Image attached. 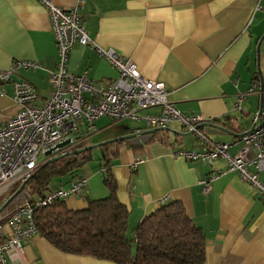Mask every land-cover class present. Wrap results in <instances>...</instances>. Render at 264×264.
I'll list each match as a JSON object with an SVG mask.
<instances>
[{"label":"crops","instance_id":"0c3cea01","mask_svg":"<svg viewBox=\"0 0 264 264\" xmlns=\"http://www.w3.org/2000/svg\"><path fill=\"white\" fill-rule=\"evenodd\" d=\"M50 1L62 9L77 5L93 44L73 47L67 63L70 74L86 72L98 82L115 80L116 70L94 48L111 49L131 61L144 78L162 84L169 103L180 113L201 116L204 125L199 131L213 143L233 145L251 129L260 99L264 103V40L258 54L261 80L256 61V45L264 35V0ZM15 61L39 65L34 72L21 71L17 79L32 86L38 96L35 105H42L51 92L49 74L55 70L56 46L45 9L37 0H0V71ZM240 94L243 99L236 108ZM17 110L12 85L0 84V128ZM160 113V108H149L138 115ZM126 121L112 123L104 117L95 122L97 132L90 136L94 141L84 143V148L93 147V161L53 185L65 188L76 176L86 179L84 196L67 198L66 207L81 210L88 200L108 195L98 159L101 148L110 145L117 198L129 213L127 234L162 204L176 201L204 234V264H264V199L254 188L227 170L221 159L206 164L171 157L172 147L203 148L195 135H179L188 133L180 123L139 136L150 131L144 119L132 121L138 124L135 129ZM127 136L132 137L113 142ZM239 146H231L229 154ZM139 157L146 161L131 169ZM212 175L217 176L204 194L201 182ZM260 178L264 180V174ZM7 264L114 263L62 253L36 235Z\"/></svg>","mask_w":264,"mask_h":264},{"label":"built area","instance_id":"2783aa9c","mask_svg":"<svg viewBox=\"0 0 264 264\" xmlns=\"http://www.w3.org/2000/svg\"><path fill=\"white\" fill-rule=\"evenodd\" d=\"M37 1L49 21L56 46V64L49 74L50 95L42 105H35L38 96L32 86L17 79L21 71L38 70L36 62L15 61L7 70L0 71V84L12 85V100L18 108L0 128V264L17 258L22 244L37 235L33 224L35 210L69 197L84 196L87 182L83 177L72 179L65 188L58 187L42 195L31 194L26 185L19 188L42 164L68 155L84 144L97 132L95 122L104 117L112 123L144 119L149 130L165 129L171 122L180 123L186 132L200 140L203 148L195 151L172 147L171 157L206 164L221 159L227 170L238 174L264 199V180L260 178L264 174V110L259 109L254 114L251 131L236 140L233 145L240 146L230 155L228 150L233 145L213 143L200 133L198 127L204 123L201 116L180 113L169 103L168 92L162 84L144 78L131 61L113 50L94 48L98 56L116 70L115 80L98 82L88 78L86 72L70 74L67 63L73 47H93L82 25L78 6L62 9L50 0ZM242 99L240 94L236 108ZM149 108H160V115L140 118L138 113ZM80 122L84 133L75 137L73 134L79 131ZM66 140H69L67 145L57 148ZM145 161L144 157L136 158L130 167L134 170ZM216 176L201 182L204 194L209 192V183Z\"/></svg>","mask_w":264,"mask_h":264},{"label":"trees","instance_id":"16d2710c","mask_svg":"<svg viewBox=\"0 0 264 264\" xmlns=\"http://www.w3.org/2000/svg\"><path fill=\"white\" fill-rule=\"evenodd\" d=\"M131 147L137 149L135 145ZM109 150L110 145L101 148L98 159L108 195L88 200L81 210H69L64 200L35 210L33 224L37 235L62 253L114 264H204V234L188 218L179 202L162 204L144 217L128 237L129 213L117 198V185L110 166V155L114 154H108ZM91 161V150L65 155L39 167L26 188L31 194L42 195L58 188L53 186L57 181L77 173Z\"/></svg>","mask_w":264,"mask_h":264},{"label":"water","instance_id":"95a60500","mask_svg":"<svg viewBox=\"0 0 264 264\" xmlns=\"http://www.w3.org/2000/svg\"><path fill=\"white\" fill-rule=\"evenodd\" d=\"M262 40H264V35L261 36V38L259 39V41H258V43H257V45H256V54H257V59H256V61H257V74H258L259 79H260V74H259V69H258V60H259L258 54H259V46H260V43H261ZM260 80H261V79H260ZM260 89H262V85H260ZM259 108L262 109V110H264V103H262V99H260V107H259ZM202 125H204V124H202ZM202 125H200V126H202ZM200 126H199V127H200ZM210 126L215 128V126H212V125H210ZM199 127H198V128H199ZM219 129H220V128H219ZM160 130H162V129H151L149 132H144V133L139 134V136H140V135H144L145 133H150V132H153V131H160ZM249 131H251V129H250ZM228 134L232 135V133H230V132H228ZM179 135H180L181 137H187V136H191L192 134H191L190 132H188V133H183V134H179ZM131 137H132V136H127V137H124V138H119V139L113 140V142H116V141H123V140H128V139H130ZM68 143H69V140H66V141H64L63 143L59 144L57 148H62V147H64L65 145H67ZM92 149H93V147L80 148V149H78V150H76V151L70 152L69 155H77V154H80V153H83V152H85V151L92 150ZM49 153H50V152H48L47 155H49ZM63 157H64V156H59V157L52 158V159L48 160L47 162H45L44 164H42L41 167L46 166L47 164H50V163L56 162V161H58L59 159H61V158H63ZM37 171H38V170H36V171L32 174V176L35 175ZM26 183H27V182H26ZM26 183L22 184V185L20 186L19 190H21V189L26 185Z\"/></svg>","mask_w":264,"mask_h":264},{"label":"rangeland","instance_id":"374dc122","mask_svg":"<svg viewBox=\"0 0 264 264\" xmlns=\"http://www.w3.org/2000/svg\"><path fill=\"white\" fill-rule=\"evenodd\" d=\"M126 123V125L130 128V129H135V127H137V123H134V122H132V121H126L125 122ZM96 124H98L97 122H96ZM79 131L77 132V133H75V134H73V136H75V137H81L82 136V134L84 133V126H83V123L82 122H80L79 123ZM193 135H191V136H187L186 138H191ZM90 138V137H89ZM94 139L95 138H93V137H91L90 139H87V143H92L93 141H94ZM94 163V162H93ZM90 164V163H89ZM85 166V165H84ZM84 167H82L79 171H81L82 169H83ZM84 170V169H83ZM10 193H12V192H10ZM130 233H128V237H130Z\"/></svg>","mask_w":264,"mask_h":264}]
</instances>
